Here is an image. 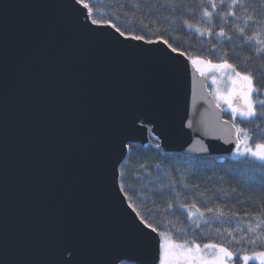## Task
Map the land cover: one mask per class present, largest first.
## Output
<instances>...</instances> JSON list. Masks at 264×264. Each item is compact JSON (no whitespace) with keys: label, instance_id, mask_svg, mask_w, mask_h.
Segmentation results:
<instances>
[{"label":"water","instance_id":"water-1","mask_svg":"<svg viewBox=\"0 0 264 264\" xmlns=\"http://www.w3.org/2000/svg\"><path fill=\"white\" fill-rule=\"evenodd\" d=\"M84 11L75 0H0V264H53L69 234L85 264L106 245L143 239L114 181L121 142L153 136L161 152L195 158L235 152L190 61L94 30ZM146 243L151 261L156 244Z\"/></svg>","mask_w":264,"mask_h":264},{"label":"snow or ice","instance_id":"snow-or-ice-1","mask_svg":"<svg viewBox=\"0 0 264 264\" xmlns=\"http://www.w3.org/2000/svg\"><path fill=\"white\" fill-rule=\"evenodd\" d=\"M157 2L159 3V0ZM254 2L264 4V0H230V2L229 0H166V3L161 4L163 7L171 8L174 13H179L177 18L181 27L189 31H194L200 36H215L217 41L225 40L233 46H236V42L239 41V47L242 50H249L250 55L238 63H232L230 59L238 60L239 54L230 56L232 49L224 51L218 42L212 44L206 59L203 55H189L186 50L170 43L169 39L157 37L152 40L146 39L144 35L126 33L111 21L91 18L90 24L94 26V30L105 27L113 29L118 37L125 41H135L152 46L161 44L172 54L190 61L192 67L201 76H205L206 71L209 75L213 72L225 73L226 82L230 87L225 88L224 91L216 90L215 107L220 109L223 103L227 105V108L221 111L230 110L231 119L225 120L224 124L229 127L230 132L232 130L235 132V155L245 158V162L251 165L252 171L260 173L259 177H250L249 183L253 188L259 189V199L264 202V17L254 19L252 15H247L245 20L244 15L237 14V10L247 13L249 5ZM75 3L85 10L82 15L86 20L93 17L94 8L90 6V3L84 0H75ZM237 21H244V26L242 27ZM217 22L220 27L218 31H215ZM224 25L228 26L232 35H229V31H225ZM249 26L255 29L251 34L246 32ZM212 83L216 84L215 77ZM144 118L139 115L134 116L133 125L137 119ZM188 127L191 128L192 124L189 123ZM159 147L160 145L157 144L156 148L159 149ZM121 148V155L117 157L113 165L114 181L119 192L131 199L121 181L124 173L120 170L126 160L123 149H130V143L121 142ZM202 151L207 152L208 148L202 147ZM248 157L251 158L250 161ZM256 161L259 163H254ZM178 182L183 183V181ZM174 183L177 181L171 177H168L167 183L162 179L160 191L155 193V196L162 199L167 197L169 190L175 191ZM190 186L199 188V185L184 184L185 188ZM218 191L223 192L222 189ZM232 191L235 193V189ZM182 196L183 199H181ZM186 199L187 196L180 192H176L171 198L164 199L163 212L165 215L180 214L186 222L194 226L191 229H178L172 233L159 230L147 217L129 204V208L142 226L143 239L106 245L100 253L98 264H249L250 261L264 264V250L253 251L251 254L248 252L250 246L264 247V205L258 216L254 215L246 221L248 224L246 230L237 227L230 231L225 227L221 231L217 228L216 232L219 236L223 237L227 233L230 237L226 243H218L207 236L201 224L209 223L206 219L207 214H212L215 219L223 223L221 218H227L226 213L219 206L206 207L201 210L195 202L191 204L184 202ZM153 204L154 208L148 210L149 215L155 211V200ZM231 215L236 216L237 213L231 212ZM244 215L249 216L250 214L245 212ZM234 232H239L240 235L236 236ZM148 237H152L156 244L151 261L146 243ZM85 255L82 241L69 234L55 242L53 264H85Z\"/></svg>","mask_w":264,"mask_h":264},{"label":"trees","instance_id":"trees-1","mask_svg":"<svg viewBox=\"0 0 264 264\" xmlns=\"http://www.w3.org/2000/svg\"><path fill=\"white\" fill-rule=\"evenodd\" d=\"M84 2L90 3V6L94 8V15L91 18L111 21L126 33L144 35L146 39L155 40L157 37L169 39L174 46L186 50L192 56L203 55L207 59L208 50L213 43L217 42L222 45L224 51L232 49L230 56L239 54L238 60L230 59L232 63L241 62L250 55L249 50H242L239 47V41L236 42V46H233L225 40L217 41L215 36H200L194 31L181 27L177 18L179 13H174L171 8L161 6L166 3V0H159V3L157 0H84ZM237 14L244 15L245 20L247 15H252L254 19L264 17V4L251 3L247 13L237 10ZM237 23L244 26V21H237ZM219 27L220 24L217 22L215 31H218ZM224 27L225 31H229L227 25ZM252 31L255 29L251 26L246 28L248 34ZM229 35H232L231 31ZM224 118L230 120V113L224 111ZM157 144L159 141L150 136V143L145 146L130 145L128 155L120 170L124 173L121 181L127 189L128 197H131V199L127 198L129 204L147 217L159 230L172 233L178 229L194 227L180 214H164V199L175 196L176 192L187 196L184 202L188 204L195 202L201 210L206 207L219 206L226 213L227 218H221L223 223L215 219L212 214H207L206 219L209 223L201 224L202 230L214 242L226 243L227 239H230L227 233L223 237L219 236L216 232L217 228L221 231L225 227L230 231L237 227L246 230L248 227L246 221L254 215H259L264 202L259 199V189L252 187L249 178L259 177L260 173L252 171L251 165L245 162V158L233 156L219 159L195 158L181 154H166L156 148ZM247 159L251 160L250 157ZM168 177L177 181L174 183L175 191L169 190L168 196L164 199L155 196V193L160 191L161 180L167 183ZM178 181H183V183ZM185 183L199 185V188L191 186L185 188ZM220 189L223 192L218 191ZM154 200L156 202L155 211L149 215L148 210L154 208ZM231 212H236L237 215L232 216ZM245 212L250 215L245 216ZM234 235L239 236L240 233L234 232ZM262 250H264L262 246L248 248L249 254Z\"/></svg>","mask_w":264,"mask_h":264},{"label":"rangeland","instance_id":"rangeland-1","mask_svg":"<svg viewBox=\"0 0 264 264\" xmlns=\"http://www.w3.org/2000/svg\"><path fill=\"white\" fill-rule=\"evenodd\" d=\"M205 77L208 78V85L210 87V90H211L213 97H214V94H215L217 89L224 91L225 88L230 87V85H228L226 82V75L222 71L221 72H213L211 75H209L206 71ZM213 77H215V79H216V84L212 83ZM221 107L223 109H226L227 105L221 103ZM225 112L230 113V115H231L230 110H225ZM233 157H239V156L235 155V152H234ZM249 264H259V262L258 261H250Z\"/></svg>","mask_w":264,"mask_h":264}]
</instances>
